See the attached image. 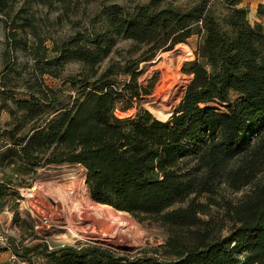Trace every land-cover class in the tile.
Instances as JSON below:
<instances>
[{
	"label": "trees",
	"instance_id": "1",
	"mask_svg": "<svg viewBox=\"0 0 264 264\" xmlns=\"http://www.w3.org/2000/svg\"><path fill=\"white\" fill-rule=\"evenodd\" d=\"M92 1L0 0V202L31 187L41 169L79 166L94 202L167 238L140 257L89 243H38L11 255L28 264L34 251L45 264H264V25L251 23L243 0H102L85 25L47 46L31 3H56L64 15ZM194 35L193 77L173 113L118 115L150 93L140 64ZM123 40L140 56L105 66ZM13 223L25 220L15 212Z\"/></svg>",
	"mask_w": 264,
	"mask_h": 264
},
{
	"label": "rangeland",
	"instance_id": "2",
	"mask_svg": "<svg viewBox=\"0 0 264 264\" xmlns=\"http://www.w3.org/2000/svg\"><path fill=\"white\" fill-rule=\"evenodd\" d=\"M136 1L148 3L150 0ZM168 1L162 0L163 6ZM101 2L102 0H94L89 5L84 4L74 14L73 12H67L64 15H62V10L56 3L50 5L32 2L31 12L34 13L37 30L46 39L45 43L48 46L51 44L52 38L58 41L80 29V25H85L92 14L99 8ZM119 2L133 6L130 1ZM177 4L185 7L188 5V1L181 0ZM243 5L248 8V18L252 24L259 22L264 25V0H243ZM5 34V29L0 23V74L4 69ZM199 40V36L194 35L187 43H178L170 50L159 52L153 61L141 63L139 84L150 90V93L142 94L140 98L133 101L134 107L123 112L118 111L117 114L130 116L136 112L138 107L149 110V105L154 104L150 101V98L156 92L155 89L163 78L160 71L156 70V66L160 65V62L164 60L168 69H171L170 71L174 72V75L176 74L177 77L181 78V87L177 89L176 98L166 108V110L169 108V113L166 114L165 118L167 119L175 109L174 107L180 102L185 88L193 77L191 73L192 62L196 58L195 49ZM30 43H33V39L30 40ZM142 51L143 49L141 50L140 47L134 46L131 41H120L104 65L107 66L110 63L123 65L128 60H136ZM17 56L19 62L27 61L28 59L26 52L18 51ZM77 70L78 65L71 64L67 68V73L72 74ZM45 79L50 86L57 83L55 79L49 76H46ZM127 80L128 77L125 75L120 77L121 83ZM155 107L159 106L155 105ZM154 115L159 118L158 115ZM8 117V113L3 112L1 121L8 120ZM31 183V187L17 188L20 190V195L11 194L4 203L0 202V212H2L0 213V234H3L7 241V245L0 242V248L5 249L0 252V264H10L12 262L11 258L13 257L11 254L14 249L21 253L24 247L38 243H46L50 248L58 247L65 243H89L107 247L120 255L140 257L152 255L166 241L167 233L160 226L148 222H139L126 211H119L105 204H101L103 205L101 207L111 210L114 214L110 215V219L113 217L115 220L127 223L130 235L126 238L116 237L107 232L102 234L98 228H90L89 231L85 228L75 227L73 229L79 232L83 238L75 237L73 232L70 231L67 215L82 212L90 207L89 205L100 206V203L94 202L90 195L86 193L85 175L83 168L79 166L61 165L41 169ZM15 212L20 214L21 219L25 220V223L14 226L12 222L14 221ZM29 224H32L33 227L29 228ZM8 244L14 247L10 249L7 247ZM28 257L34 264H45L44 257L38 251L29 253ZM13 264L28 263L16 257Z\"/></svg>",
	"mask_w": 264,
	"mask_h": 264
},
{
	"label": "bare ground",
	"instance_id": "3",
	"mask_svg": "<svg viewBox=\"0 0 264 264\" xmlns=\"http://www.w3.org/2000/svg\"><path fill=\"white\" fill-rule=\"evenodd\" d=\"M160 63V65L156 66V70L160 71L163 78L156 87V92H154L153 96L150 98V101L154 103V106L149 105V110L150 112L158 115L160 119L165 120L166 114L169 113V108L167 110L166 108L175 100L177 89L181 87V78L177 77L176 74L174 75V72L170 71L171 69H168L166 61L163 60ZM155 105L159 107H155ZM86 193L88 194V192ZM99 205L100 206L89 205L90 207L84 209L82 212L70 213L67 215L70 231L73 232L75 237L83 238L79 232H76V230L73 229L75 227L85 228L88 230L90 228H98L102 234L107 232L115 235L116 237L126 238L130 235L127 223L125 224L124 221L115 220L113 217L110 219V215H114L113 212L107 208L101 207L103 205ZM56 214L58 215V213Z\"/></svg>",
	"mask_w": 264,
	"mask_h": 264
},
{
	"label": "built area",
	"instance_id": "4",
	"mask_svg": "<svg viewBox=\"0 0 264 264\" xmlns=\"http://www.w3.org/2000/svg\"><path fill=\"white\" fill-rule=\"evenodd\" d=\"M0 242H1L2 244H4V245H5V244L7 245L6 238L3 236V234H0ZM12 257H13V258H11V259L15 261L16 256L12 255Z\"/></svg>",
	"mask_w": 264,
	"mask_h": 264
},
{
	"label": "crops",
	"instance_id": "5",
	"mask_svg": "<svg viewBox=\"0 0 264 264\" xmlns=\"http://www.w3.org/2000/svg\"><path fill=\"white\" fill-rule=\"evenodd\" d=\"M0 213H2V212H0ZM10 222H11V220H10ZM10 222H9V223H10ZM12 223H13V222H12ZM14 226H15V225H14Z\"/></svg>",
	"mask_w": 264,
	"mask_h": 264
},
{
	"label": "water",
	"instance_id": "6",
	"mask_svg": "<svg viewBox=\"0 0 264 264\" xmlns=\"http://www.w3.org/2000/svg\"><path fill=\"white\" fill-rule=\"evenodd\" d=\"M172 113H173V112H172ZM172 113H171V114H172ZM171 114H170V115H171Z\"/></svg>",
	"mask_w": 264,
	"mask_h": 264
}]
</instances>
